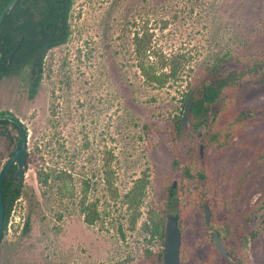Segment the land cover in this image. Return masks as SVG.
Instances as JSON below:
<instances>
[{
  "label": "rangeland",
  "instance_id": "1",
  "mask_svg": "<svg viewBox=\"0 0 264 264\" xmlns=\"http://www.w3.org/2000/svg\"><path fill=\"white\" fill-rule=\"evenodd\" d=\"M70 25L69 41L46 57L34 98L31 73L0 83V114L18 117L29 134V170L0 244V264H142L147 250L164 247L151 217L164 202L165 215H181L176 156L198 160L205 142V128L194 131L189 118L180 138L172 135L188 85L220 57L251 53L264 60V0H74ZM166 59L180 68L162 87L149 76L156 78ZM249 87L239 107L263 108L264 95L253 99L255 84ZM0 126L12 138L0 137L1 170L19 131ZM222 154L228 167L236 151ZM40 169L51 174L47 187L38 182ZM229 173H207L214 207L219 199L264 194L249 186L250 178L264 183V174L240 186L227 184ZM82 202L96 205L94 225L85 222ZM200 216L185 222L187 230L195 231Z\"/></svg>",
  "mask_w": 264,
  "mask_h": 264
},
{
  "label": "trees",
  "instance_id": "2",
  "mask_svg": "<svg viewBox=\"0 0 264 264\" xmlns=\"http://www.w3.org/2000/svg\"><path fill=\"white\" fill-rule=\"evenodd\" d=\"M10 1L0 0V15ZM73 7L74 0H19L0 25V54H2L0 83L6 77L31 73L30 98L36 96L47 55L54 48L66 44L71 37L70 18ZM19 45L20 47L17 49ZM227 57L218 58L200 75L196 76L188 85L189 89L185 93L184 99V107L188 100L192 101V111L189 117L192 129L197 131L204 129L205 125H209L212 130L208 131L206 135L212 138L208 141L222 146L231 143L229 140L231 135L241 133L244 125L243 120L246 118L239 114V111L244 110L239 107L241 96L251 95L252 90L249 89V86L255 84L256 74H264V60L252 59L251 53H243L238 57ZM179 68V62L174 59H166L160 66L159 75L156 78L149 77L156 79L163 87L169 80L178 78ZM216 106H220V112L217 115L213 113ZM4 124L11 123L0 122V125ZM12 125L18 129L14 124ZM183 131L181 118H178L172 135L175 139H179ZM182 149L184 147L180 151ZM184 156L186 155H177L173 164V170L178 171L181 175L176 192L180 203L181 220L184 222L183 226L193 214L201 215L202 202H207L211 198L206 193L208 174L199 163L201 162L200 157L198 160L194 158L187 160ZM15 171L16 167H13L4 184L5 232L14 205L20 199L25 187V180L18 179L15 176ZM57 177L59 180H63L61 174ZM37 178L41 186L47 187L51 174L40 169L37 172ZM230 183H240L238 173L232 172L227 175V184ZM226 190L228 189L226 188ZM225 193L229 195L228 192ZM233 195L236 194L233 192L231 196ZM81 212L89 226L94 225L99 218L97 207L93 203L82 202ZM165 212L166 202L162 204L159 215L151 217L152 233L160 238L164 236ZM30 224L31 220L29 219L24 232L30 229ZM162 253L163 251L154 253L147 250L142 264H163Z\"/></svg>",
  "mask_w": 264,
  "mask_h": 264
},
{
  "label": "flooded vegetation",
  "instance_id": "3",
  "mask_svg": "<svg viewBox=\"0 0 264 264\" xmlns=\"http://www.w3.org/2000/svg\"><path fill=\"white\" fill-rule=\"evenodd\" d=\"M256 76L253 99L264 95V74H256ZM252 111L250 109L239 111V114L246 118L243 120L241 133L229 137L230 144L222 146L208 141L212 137L206 133L212 129L209 125L204 126L206 133H202L200 137H204L205 142L201 144L202 152L200 146V157L204 162L203 169L206 173L224 171L238 173L240 186L247 185L249 176L255 177V181L261 180L258 176L264 174V131H262L264 107ZM219 112L218 109L213 113L217 115ZM249 126L253 127L251 134L245 135L244 132ZM230 148L236 151V157L232 164L229 162V166L225 167L222 153ZM224 159L227 163L228 157ZM250 180L251 188L264 191V183H254L251 178ZM170 194L173 193L170 191ZM215 202L217 203L215 207L209 202H202L200 221L196 224L195 231L194 226L188 227L187 230L186 226L180 223L183 238L181 264H264V194L250 199L223 198ZM205 203L212 212L209 223L205 220ZM219 243L222 248L219 247Z\"/></svg>",
  "mask_w": 264,
  "mask_h": 264
},
{
  "label": "water",
  "instance_id": "4",
  "mask_svg": "<svg viewBox=\"0 0 264 264\" xmlns=\"http://www.w3.org/2000/svg\"><path fill=\"white\" fill-rule=\"evenodd\" d=\"M19 0H11L3 9L0 15V25L4 21L7 14H10L15 8ZM20 45L17 47L19 49ZM12 56L10 57L11 60ZM2 61V54H0V63ZM192 111V101L188 100L182 114L181 124L185 126ZM8 121L14 124L19 131L17 145L12 156L7 160L0 170V243L4 236L5 223V204H4V184L11 169L16 167L15 176L20 180H25L28 173L29 160V145H28V130L24 123L16 116L11 114H0V122ZM6 137L11 140V134L0 128V137ZM203 146H201V152ZM178 187V181L175 179L170 188L171 193ZM204 214L207 223L210 222L211 209L208 204H204ZM183 244L182 233L180 229V214L168 213L165 216L164 222V247H163V264H181L180 253ZM219 247L222 248L219 243Z\"/></svg>",
  "mask_w": 264,
  "mask_h": 264
}]
</instances>
